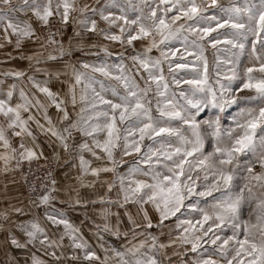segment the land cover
I'll list each match as a JSON object with an SVG mask.
<instances>
[{
    "label": "clouds",
    "instance_id": "9594fccd",
    "mask_svg": "<svg viewBox=\"0 0 264 264\" xmlns=\"http://www.w3.org/2000/svg\"><path fill=\"white\" fill-rule=\"evenodd\" d=\"M0 264H264V0H0Z\"/></svg>",
    "mask_w": 264,
    "mask_h": 264
},
{
    "label": "snow or ice",
    "instance_id": "6c2138e0",
    "mask_svg": "<svg viewBox=\"0 0 264 264\" xmlns=\"http://www.w3.org/2000/svg\"><path fill=\"white\" fill-rule=\"evenodd\" d=\"M220 27H223V25H220ZM253 126H255V125H253Z\"/></svg>",
    "mask_w": 264,
    "mask_h": 264
}]
</instances>
